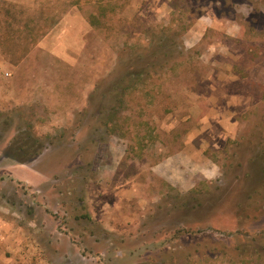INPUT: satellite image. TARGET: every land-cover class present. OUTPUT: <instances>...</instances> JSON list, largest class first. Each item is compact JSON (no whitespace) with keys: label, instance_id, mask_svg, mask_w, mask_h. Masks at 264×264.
<instances>
[{"label":"rangeland","instance_id":"1","mask_svg":"<svg viewBox=\"0 0 264 264\" xmlns=\"http://www.w3.org/2000/svg\"><path fill=\"white\" fill-rule=\"evenodd\" d=\"M102 5L95 27L88 16ZM0 20V118L21 114L38 135L65 128L75 140L49 169L41 155L3 163L0 264H264L262 199L247 206L255 184L246 158L257 146L242 135L253 128L264 146V0H0ZM169 26L182 33L181 62L151 85L160 91L129 104L127 127L146 137L143 146L118 134L90 142L93 121L76 114L97 79L114 78L124 50ZM212 84L247 93L249 104L227 117L235 132L225 145L205 148L214 173L183 184L181 162L167 166L166 157L185 142L199 148V119L211 105L199 106L197 94ZM227 140L247 149L233 172L223 165ZM192 188L197 202L185 195Z\"/></svg>","mask_w":264,"mask_h":264},{"label":"trees","instance_id":"2","mask_svg":"<svg viewBox=\"0 0 264 264\" xmlns=\"http://www.w3.org/2000/svg\"><path fill=\"white\" fill-rule=\"evenodd\" d=\"M105 10V6L102 5L98 7V14L90 13L88 16L89 23L95 27L102 26L101 19L106 17ZM2 24L3 21L1 22L0 20V28L4 27ZM7 27L9 28V26ZM149 31L150 36L146 43L141 44V46L135 44V46L130 48L132 50H124L123 54H120L114 78L109 80L110 74L107 77L97 79L94 89L88 97L87 105L77 112L76 116H85L93 121L92 130L93 133L97 131V134L89 136L88 140L90 142L108 141L109 137L118 134L120 138L130 137L135 140L138 144L137 148L143 146V141L146 140V137L137 133L133 135L128 130L132 121L130 114H128L129 104L131 101L136 100L138 95L144 91H146L145 95H149V91H153L155 88L157 89L156 91H160V87L151 85L155 84L156 81L169 79L170 73L174 71V67L171 64L177 65L181 62L179 60L176 61L177 58L175 56L182 54L184 50V45L179 39L182 33L178 31V28L169 26L160 29V31ZM3 37L4 39L0 40V45L4 44V41L7 42V35L5 34ZM150 95L153 96V93ZM122 111H125L124 114H122ZM139 114L135 117H139ZM121 116H126L124 119L126 127L128 125L126 132H124L123 127L125 125H123V121L121 122ZM25 119L26 116L21 114L17 117L10 115L0 118V164L6 161L26 164L41 155L42 164L44 167L47 164L49 169L53 166L54 154H66L72 151V144L75 140L66 141L65 128L57 136H51L50 134L38 135L33 129V124L28 123ZM141 124L143 125L142 127H148L146 120H142ZM13 128L15 130L14 133L10 132ZM253 130V128L248 129L246 134H243V138L246 141L245 146H247V143L257 146L254 154L246 158L249 170L247 175L253 179L255 184L254 189L251 190V201L247 203V206L254 205L257 203V199L261 198L260 203H262L264 210V146L262 147L263 144L258 142L257 137L250 134L253 133ZM11 133L10 140L5 144L6 137L11 135ZM228 145H231V147L225 150L226 157L223 165L229 172H233L236 167L242 165L239 163L240 160L236 162L235 159H244V153L247 149H242L245 146L240 140H236V142L227 140ZM134 148L135 146L130 145L127 151H133ZM75 183L78 184V180ZM195 193L196 189L192 188L185 195L191 196L190 199L192 198L197 202ZM74 198H81L80 192H74ZM200 204L192 208H197ZM248 251L240 250L239 252L248 254V256L253 255V252Z\"/></svg>","mask_w":264,"mask_h":264},{"label":"crops","instance_id":"3","mask_svg":"<svg viewBox=\"0 0 264 264\" xmlns=\"http://www.w3.org/2000/svg\"><path fill=\"white\" fill-rule=\"evenodd\" d=\"M210 87L212 90H214L208 92V95H205L201 92H198L197 94L199 106L203 105L205 109H207L206 107L211 105V107L207 109L206 113H204L205 115L203 114V116H201L199 119L200 127L195 134L200 139L198 145L199 148H196L193 151V148L189 146L188 142H185L183 149L180 150L178 155L175 154L173 156L166 157V159H168L167 166L175 164V161L177 163V160L181 162L177 168L179 169V173L181 175L180 183L183 184L187 183V178L195 176V174L207 177L208 175H212L214 173V170L209 167H213V165H216L217 163L209 158L207 154H205V156L203 155L205 148H222L225 145L227 137L230 136V134H234L235 132L232 122L231 128H229L230 119L227 117H234L237 115V113L244 111L249 104V95L245 92L232 93V91H227L225 87H223V89L219 88L215 91L216 87L213 84L210 85ZM193 162L194 166H192ZM5 165L8 167V164L5 163L0 164V168L4 167ZM174 167L176 168V166ZM169 170L170 169L167 168V172H169ZM29 180V178H23L21 181L29 183Z\"/></svg>","mask_w":264,"mask_h":264}]
</instances>
